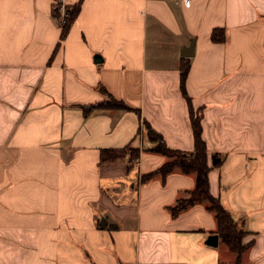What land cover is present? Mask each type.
I'll use <instances>...</instances> for the list:
<instances>
[{"label": "crops", "instance_id": "crops-1", "mask_svg": "<svg viewBox=\"0 0 264 264\" xmlns=\"http://www.w3.org/2000/svg\"><path fill=\"white\" fill-rule=\"evenodd\" d=\"M68 1L61 38L54 0H0V264H234L205 202L169 209L194 172L141 179L167 160L146 124L194 149L183 64L208 162L222 157L210 191L243 223L242 264H264V0ZM109 92L139 113L85 115ZM129 144L138 159L101 162Z\"/></svg>", "mask_w": 264, "mask_h": 264}, {"label": "trees", "instance_id": "trees-1", "mask_svg": "<svg viewBox=\"0 0 264 264\" xmlns=\"http://www.w3.org/2000/svg\"><path fill=\"white\" fill-rule=\"evenodd\" d=\"M77 11V6L70 5L69 15L66 22L60 25L62 28L61 38H64L69 25L76 17ZM211 37L214 41H225V30L223 28H215L212 31ZM188 71L189 64H183L181 67V89L189 104V113L194 133V149L182 150L169 147L166 144L163 135L149 124H146L149 138L156 143L152 149L164 153L167 156V160L157 169L143 174L141 179L142 181H147L156 175H161L164 179L168 173L175 169L185 173L194 172L196 174L195 187L186 190L176 199L173 205L169 206L172 215L177 216L181 211L197 202H205L208 209L215 214L218 225L216 231L235 254L234 264H242L243 252L250 244H244L242 242L243 237L246 234L243 223L234 218L231 211L222 204L220 198L214 196L210 191L209 171L212 166L221 163L222 157L215 153L212 157V166L208 162L207 146L202 137V109L194 108L191 96L186 88ZM107 94L108 98L103 101L81 105L85 115L92 113L94 110L108 108H122L137 111L136 108H133L125 101L115 98L110 92ZM137 113L139 112L137 111ZM127 155L133 159H138L140 156V149L134 148L130 144L120 148H103L101 149L100 160L101 162L112 161L124 158Z\"/></svg>", "mask_w": 264, "mask_h": 264}, {"label": "built area", "instance_id": "built-area-1", "mask_svg": "<svg viewBox=\"0 0 264 264\" xmlns=\"http://www.w3.org/2000/svg\"><path fill=\"white\" fill-rule=\"evenodd\" d=\"M186 6L191 4V0H182ZM70 3L68 0H54L53 10L57 13V20L59 25L66 22L69 15Z\"/></svg>", "mask_w": 264, "mask_h": 264}, {"label": "water", "instance_id": "water-1", "mask_svg": "<svg viewBox=\"0 0 264 264\" xmlns=\"http://www.w3.org/2000/svg\"><path fill=\"white\" fill-rule=\"evenodd\" d=\"M106 221L107 220L104 218V222L101 221L100 224L101 225H105ZM206 242L208 244H211V245H217L218 242H219V235H218V233H211V234H209V236L207 237Z\"/></svg>", "mask_w": 264, "mask_h": 264}, {"label": "rangeland", "instance_id": "rangeland-1", "mask_svg": "<svg viewBox=\"0 0 264 264\" xmlns=\"http://www.w3.org/2000/svg\"><path fill=\"white\" fill-rule=\"evenodd\" d=\"M130 155V154H129ZM243 256V255H242Z\"/></svg>", "mask_w": 264, "mask_h": 264}]
</instances>
